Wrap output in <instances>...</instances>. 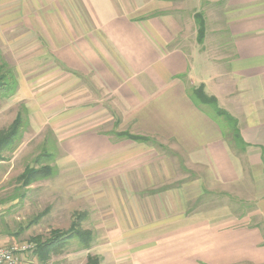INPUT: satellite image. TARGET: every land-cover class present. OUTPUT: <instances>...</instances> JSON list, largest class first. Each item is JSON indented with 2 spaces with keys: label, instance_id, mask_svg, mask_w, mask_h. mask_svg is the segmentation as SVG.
Listing matches in <instances>:
<instances>
[{
  "label": "crops",
  "instance_id": "crops-1",
  "mask_svg": "<svg viewBox=\"0 0 264 264\" xmlns=\"http://www.w3.org/2000/svg\"><path fill=\"white\" fill-rule=\"evenodd\" d=\"M1 57L29 128L110 178L100 264H264V0H0Z\"/></svg>",
  "mask_w": 264,
  "mask_h": 264
},
{
  "label": "rangeland",
  "instance_id": "rangeland-1",
  "mask_svg": "<svg viewBox=\"0 0 264 264\" xmlns=\"http://www.w3.org/2000/svg\"><path fill=\"white\" fill-rule=\"evenodd\" d=\"M1 61L4 62L3 57ZM5 64L15 77L10 65ZM22 107H25L22 103L12 105L8 98H0V130L7 128L19 112L23 119L19 138L2 153L0 160V239L10 244L27 245L37 237L49 239L55 231L65 233L73 224L91 231L93 235L95 212L102 209L104 214L109 213L110 197H115L110 178L97 180L89 177L85 184L80 171L74 168L73 163H68L70 158L61 150L57 137L46 127L38 130L29 128L27 110L22 112ZM107 123L104 130L117 137L118 133H114L116 124L111 120ZM59 138L62 141V136ZM44 151L51 158L41 162L53 169V175L28 189L21 188L17 177L26 166L39 167L35 159ZM32 249L19 256V264H85L88 255L97 256L93 251L83 250L77 239L57 248V252L45 262H41Z\"/></svg>",
  "mask_w": 264,
  "mask_h": 264
},
{
  "label": "trees",
  "instance_id": "trees-1",
  "mask_svg": "<svg viewBox=\"0 0 264 264\" xmlns=\"http://www.w3.org/2000/svg\"><path fill=\"white\" fill-rule=\"evenodd\" d=\"M195 19L197 25V41L201 43L204 35V23L200 15H196ZM16 86V80L12 75V70H10L0 58V98L12 96L16 90ZM192 96L198 103L210 106L214 115L223 118L225 123L231 128L233 138L242 144L243 148L245 147V144L239 136L236 121L226 112L218 109L213 97L206 96L201 86L192 89ZM21 110L22 112L26 111L25 107H22ZM22 127L23 119L19 112L7 128L0 130V160L2 158V153L10 149L19 138ZM117 136L125 137L138 143L150 142V139L146 137L129 135L126 133H118ZM50 158L51 155L44 151L35 159V163L39 167L26 166L23 172L17 177L19 186L23 189H28L34 183L50 178L53 175V169L49 165H44L41 162L42 160H50ZM71 239H77L83 250H89L93 235L91 231L79 229L76 224H73L69 231L65 233L55 231L51 234L49 239L42 240L38 237L32 239L33 243L31 244H34L32 251L39 257L41 262H45L51 254L57 252V248L62 247ZM85 264H100V258L98 256L88 255Z\"/></svg>",
  "mask_w": 264,
  "mask_h": 264
},
{
  "label": "built area",
  "instance_id": "built-area-1",
  "mask_svg": "<svg viewBox=\"0 0 264 264\" xmlns=\"http://www.w3.org/2000/svg\"><path fill=\"white\" fill-rule=\"evenodd\" d=\"M33 248V244L17 245L3 243L0 239V264H19V256Z\"/></svg>",
  "mask_w": 264,
  "mask_h": 264
}]
</instances>
